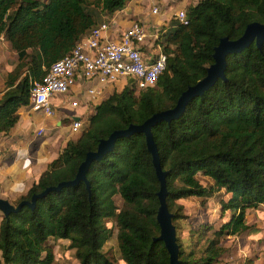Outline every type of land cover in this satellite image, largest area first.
Returning <instances> with one entry per match:
<instances>
[{"label":"trees","instance_id":"16d2710c","mask_svg":"<svg viewBox=\"0 0 264 264\" xmlns=\"http://www.w3.org/2000/svg\"><path fill=\"white\" fill-rule=\"evenodd\" d=\"M129 0H0V38L15 50V69L4 77L0 96V132L18 120V108L29 102L30 79L66 54L98 20L89 7H99L110 20ZM121 12V11H120ZM187 23H176L163 36L166 68L155 86L112 89L87 118L75 138L57 155L16 202L48 185L72 179L88 150L100 138L129 123H140L155 111L175 104L180 92L206 73L221 36L238 37L253 20L264 22V0H197L185 6ZM226 78H218L193 96L183 112L152 126L161 167L166 170V202L172 213L178 264H214L225 247L223 236L252 227L246 210L264 203V41L251 42L226 55ZM197 172L208 176L204 184ZM83 180L50 190L30 207L0 218V264H50V236L68 238L77 264H113L103 250L112 234L126 264H169V253L156 219L159 180L143 132L118 137L112 149L93 159ZM221 192L214 226L199 221L178 233L185 216L179 198H205ZM122 203L118 206L114 195ZM247 264H251L248 259Z\"/></svg>","mask_w":264,"mask_h":264},{"label":"built area","instance_id":"2783aa9c","mask_svg":"<svg viewBox=\"0 0 264 264\" xmlns=\"http://www.w3.org/2000/svg\"><path fill=\"white\" fill-rule=\"evenodd\" d=\"M143 1L146 14L128 24L115 17L97 22L66 54L44 67L40 78L30 79L27 109L54 116L55 95H63L75 107L80 102L95 105L116 84L134 89L155 86L167 64L163 36L176 23H187L188 17L183 7L165 14L161 0ZM69 117L67 132L78 135L88 117L81 113ZM38 130L42 133L43 126Z\"/></svg>","mask_w":264,"mask_h":264},{"label":"rangeland","instance_id":"374dc122","mask_svg":"<svg viewBox=\"0 0 264 264\" xmlns=\"http://www.w3.org/2000/svg\"><path fill=\"white\" fill-rule=\"evenodd\" d=\"M195 1L197 0H164V2H162L161 12L169 14L172 10L179 7H183L185 9L186 5L194 3ZM144 3L145 1H141L139 4L144 5ZM89 9L94 13L98 22L108 19L106 18V15L101 12L99 7H89ZM119 16L120 15H118L117 17ZM156 21L158 22L160 20L156 19L155 22ZM16 62L17 56L15 50L11 47L9 42H7L1 36L0 76L4 77L8 73L12 72L16 67ZM122 87L123 86H121L120 84H116L113 89L119 90ZM110 91H112V89L105 90L103 95L108 94V92ZM94 103L95 102H89L87 104L80 102L75 107H71L70 105V107L67 108V111L69 115H71L74 112H78L75 110H82L83 112L79 111V113L88 117L94 109ZM25 106L26 105L22 107ZM66 116L67 117L61 116L60 118L67 128L70 117L68 116V114H66ZM47 119L49 120V122H45L44 120L43 124H40L42 126L44 125L43 131L41 133V135L43 136H40L39 130H36L35 126V128L33 130H30L27 135L22 134L20 136V142L22 143V141H29V139L32 140V136L38 135V137L44 138L43 140L47 139V141H49V143L51 144L50 149L54 150V153H52L55 154L56 149L58 151L59 147L62 146V144H64V142L68 138H75L77 134H71L70 136V134H68L67 130L65 129V132L64 130H62V134L59 135V131L61 130V128L49 126L51 125L52 120L49 118ZM33 133L35 134L32 135ZM0 136H4V134L0 132ZM0 140H2V138H0ZM52 153H49V155H52ZM197 177L204 184L211 182V179L201 172H197ZM221 196L226 197V194L216 192L215 194L206 197L204 199V202H200L202 197L195 195L179 198L178 201L183 204V211L185 213V216L178 220L180 225L178 228V233L185 239H187V229L190 226H196L199 221H209L212 222L214 226H218L225 219L226 215L229 214L228 211H225L222 214L220 213V205L218 201ZM16 199H14L12 202L15 203ZM114 200L118 206L121 205L122 199L118 194L114 195ZM1 214L2 212L0 211V218ZM246 221L252 225L251 228L243 230L238 234H229L223 236L221 243L225 247V250L220 257V260L215 262L214 264H247L248 259H251V264H264V205L260 204L257 207L247 209ZM107 223L112 226V234L104 243L103 250L113 260V264H126L121 258L118 248L115 221L109 218L107 219ZM48 242L51 245L54 253L53 261L50 264H77L78 259L75 256L74 249L69 246L70 240L68 238L50 236L48 238Z\"/></svg>","mask_w":264,"mask_h":264},{"label":"water","instance_id":"95a60500","mask_svg":"<svg viewBox=\"0 0 264 264\" xmlns=\"http://www.w3.org/2000/svg\"><path fill=\"white\" fill-rule=\"evenodd\" d=\"M260 46L264 41V22L250 21L243 32L236 38H229L227 35L221 36L218 43L214 46L212 56L213 61L207 65L206 73L197 79L193 84L188 85L178 95L173 106L155 111L146 117L140 123H129L126 127L112 130L107 137L100 138L97 146L93 150H88L84 158L80 161L75 176L72 179L61 180L54 185H48L39 192L32 193L29 199H21L17 203L10 202L7 198L0 196V211L7 216L13 211H17L22 205L32 207L36 198L45 195L50 190H58L62 186L72 185L83 180L89 189V182L86 177V171L93 159H99L104 153L112 149L115 140L118 137L129 135L133 132H143L148 151L151 154L152 164L159 188L157 197L159 205L157 207L156 219L159 224V234L155 237L164 242L169 253V264H178V245L176 241V230L172 222V213L168 209L166 202V170L162 169L157 146L153 138L152 126L162 120L170 121L172 118L179 116L187 102L195 95L201 94L205 89L210 87L218 78L225 79L226 55L230 52H238L248 46L251 42ZM74 118H77L75 116Z\"/></svg>","mask_w":264,"mask_h":264},{"label":"crops","instance_id":"0c3cea01","mask_svg":"<svg viewBox=\"0 0 264 264\" xmlns=\"http://www.w3.org/2000/svg\"><path fill=\"white\" fill-rule=\"evenodd\" d=\"M141 1L143 0H129L120 10L121 12L118 11L114 15L115 18L120 15L116 21L120 24H128L132 18L146 14V5L144 7V5L139 4ZM161 1L164 2V0ZM4 77L0 76V93L3 90ZM52 102L57 109H55L54 116H47L40 111H31L20 106L18 108L19 116L16 124L8 132H1L4 136H0L2 138L0 140V196L7 198L10 202L24 193L31 183L37 180L40 173L46 168L48 161L57 155L60 148L64 145L62 144L58 151L56 149V153L53 154L54 150L50 149L51 144L47 139L43 140L44 138L36 135L32 136V140L29 139V141H22L21 143L20 136L22 134L27 135L35 126L37 130L38 127L42 126L40 124H43L44 120L45 122H49L47 118L52 120L49 126L61 128L59 131V135H61L62 130L65 132L67 128L60 117H67L66 114L68 116L75 115L79 111L83 112L82 110H75L78 112L69 115L67 108L70 105L65 102L63 95H55ZM40 136L43 135L40 133ZM49 153H52V155H49Z\"/></svg>","mask_w":264,"mask_h":264}]
</instances>
